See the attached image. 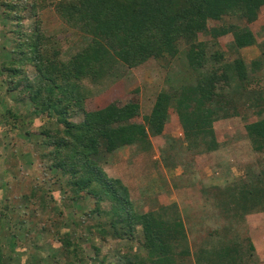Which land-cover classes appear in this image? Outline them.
Masks as SVG:
<instances>
[{"label": "trees", "instance_id": "trees-1", "mask_svg": "<svg viewBox=\"0 0 264 264\" xmlns=\"http://www.w3.org/2000/svg\"><path fill=\"white\" fill-rule=\"evenodd\" d=\"M55 1L64 22L91 38L88 46L68 61L60 59L59 50L51 54L49 46L53 40L45 35L40 24L33 31L20 30L29 9L33 16L37 15L38 1L29 5L25 0H10L0 5L5 9V19L17 22L18 26L14 31L17 38L11 58L3 61L0 74L7 75L8 91L20 95L18 100L24 101L27 112L23 115L14 109L6 110L4 117H11L13 121L8 124L11 132L24 131L32 124L27 122L28 116L44 119L50 125L34 134L26 129L25 134L37 136L41 141L45 150L40 154L47 160L46 167L56 180L64 181L65 195L70 193L65 197L67 205L95 202V208L86 216L99 222L89 225L88 233L95 230L101 239L110 236L139 243L146 255L126 254L123 256L126 264H247L248 252L242 247L240 236L227 237L230 225L221 233L215 229L206 246L193 252L186 224L176 205L137 212L130 187L121 179L110 177L104 165L109 155L124 147L137 144L150 147L151 137L165 132L172 106L177 111L188 148L202 146L211 153L221 147L215 123L227 118L231 107L238 115L242 96L246 98L245 103L258 107L252 94L260 92L253 91L254 81L242 58H237L233 66H226L224 55L208 52L200 36L219 40L231 35L237 52L256 45L258 36L250 26L261 17L264 0ZM227 18H235L245 26L239 23L218 26ZM181 50H185L191 70L194 73L204 70L203 76L199 75L180 91L161 92L142 123L132 122L141 116L139 97L114 101L101 109L93 107L85 81L98 84L114 73L120 63L137 69L150 60L174 59ZM260 61L253 62L255 70L261 67ZM29 66L36 70L34 77L25 69ZM138 94L135 91L134 96ZM80 116L83 120L77 122L75 119ZM245 128L253 151L264 155V117L246 124ZM254 172L248 168V182L203 191L213 195L215 190L220 191L216 204L226 218L231 215L242 218L243 213L262 214L264 167ZM11 226V209L6 205L0 215V264H14L15 250L6 249L2 243L3 237L14 235ZM80 229L81 224L73 220L69 231L58 238L61 248L52 250L46 262H41L42 256L37 257L34 264H76L85 260L88 249L95 248L98 255L99 249L93 241L85 239ZM86 241L89 243L84 244ZM249 244V249L254 251L252 239ZM90 259L95 262L94 257Z\"/></svg>", "mask_w": 264, "mask_h": 264}, {"label": "rangeland", "instance_id": "rangeland-1", "mask_svg": "<svg viewBox=\"0 0 264 264\" xmlns=\"http://www.w3.org/2000/svg\"><path fill=\"white\" fill-rule=\"evenodd\" d=\"M4 1L10 0H0V5ZM25 1L29 5L38 1L40 6L36 16L31 14V9L26 15L23 14L26 20L19 28L33 31L40 24L45 35L53 40L49 46L51 54L59 50L60 59L68 61L88 46L91 38L64 22L55 8V0ZM4 11L0 7V70L3 61L11 58L10 53L17 38L14 31L18 29L17 22L11 23L5 19ZM231 23L245 26L235 18H227L224 24L218 26ZM250 29L258 36V42L239 52L233 46L231 35L219 40L203 34L200 36L208 52L224 55L223 63L226 66H233L237 58H242L248 66L251 81H254L253 91L260 92L258 95L255 92L252 94L253 102L258 107L252 106L251 102L246 104V98L242 96L237 108L238 115L231 107L228 117L215 123L214 129L221 146L217 151L209 153L202 146L188 148L177 111L172 106L165 132L159 137H151L150 147L143 148L138 144L124 147L107 157L104 169L110 177L121 179L130 187L137 212L157 211L162 206L176 205L186 224L193 252L206 246L215 229L221 233L225 226L230 225L227 237L240 236L239 241L248 252L245 256L247 264H264V212L243 213L242 218L234 215L226 218L216 204L220 191L214 189V195L203 191L205 188L207 191L214 187L225 189L234 183L248 182V168L258 172L264 167V155L253 151L245 128L246 124L264 117V9ZM181 51L174 59L150 60L137 69H129L120 63L115 72L102 82L94 84L85 81L93 107L101 109L114 101L139 97L141 116L132 122L142 123L143 116L150 112L161 92L180 91L183 86L195 82L199 75L203 76L204 70L196 73L191 70L185 50ZM259 59L261 67L255 70L252 64ZM25 69L31 77L35 76V68L29 66ZM8 79L6 74H0V215L3 208L9 205L13 225L11 233L14 235L3 237L2 243L6 249L15 250L14 264H34L39 256L44 259L42 263L46 262L50 253L61 248L58 238L69 231L73 220L81 224L79 231L85 234V239L93 241L100 251L97 255L96 248L90 250L85 245L89 254L85 255L84 261L76 264H126L123 259L126 254L145 256L137 241H119L110 236L101 239L95 230L92 233L86 231V228L90 231L89 225L99 222L86 216L95 208V202L82 206L67 205L65 197L70 193L68 191L65 195L64 181L56 180L54 173L46 167L47 160L40 154L45 150L41 141L37 136L25 134L27 130L34 134L50 125L44 119L28 116L26 120L32 124L26 127L27 130L11 132L8 124H13V121L11 117H4L6 110L14 109L23 115H27V112L24 101L18 100L20 95L8 91ZM135 91H139L137 96H134ZM75 120L80 122L83 116ZM21 221L24 224H20ZM249 239L255 244L254 251L249 249ZM88 243L86 241L84 244ZM92 257L95 262L90 259ZM192 259L195 261V256Z\"/></svg>", "mask_w": 264, "mask_h": 264}]
</instances>
